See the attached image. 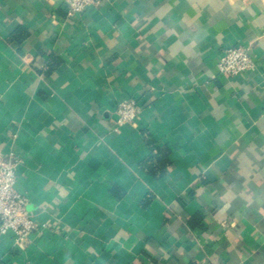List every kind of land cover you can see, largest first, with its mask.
I'll use <instances>...</instances> for the list:
<instances>
[{"label": "crops", "instance_id": "1", "mask_svg": "<svg viewBox=\"0 0 264 264\" xmlns=\"http://www.w3.org/2000/svg\"><path fill=\"white\" fill-rule=\"evenodd\" d=\"M64 3L0 0V156L37 226L0 264H264V0ZM233 46L256 67L225 78Z\"/></svg>", "mask_w": 264, "mask_h": 264}, {"label": "built area", "instance_id": "2", "mask_svg": "<svg viewBox=\"0 0 264 264\" xmlns=\"http://www.w3.org/2000/svg\"><path fill=\"white\" fill-rule=\"evenodd\" d=\"M104 0H64L68 17L82 13L88 7H99ZM218 74L225 78L245 75L255 69L256 64L249 46H233L222 51L216 65ZM141 106L133 99L121 101L115 110L116 124H131L140 114ZM10 161L0 156V237L11 234L20 246L30 233L37 229L26 212L27 200L14 189L15 166L19 157L11 155Z\"/></svg>", "mask_w": 264, "mask_h": 264}]
</instances>
